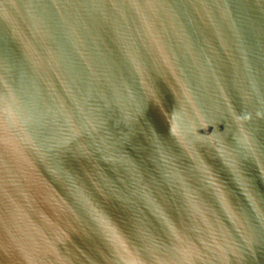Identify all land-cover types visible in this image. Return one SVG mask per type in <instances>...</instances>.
Instances as JSON below:
<instances>
[{
    "label": "water",
    "instance_id": "95a60500",
    "mask_svg": "<svg viewBox=\"0 0 264 264\" xmlns=\"http://www.w3.org/2000/svg\"><path fill=\"white\" fill-rule=\"evenodd\" d=\"M0 264H264V0H0Z\"/></svg>",
    "mask_w": 264,
    "mask_h": 264
}]
</instances>
